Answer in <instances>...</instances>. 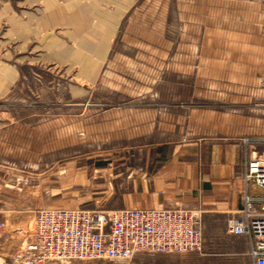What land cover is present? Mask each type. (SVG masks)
<instances>
[{
    "label": "rangeland",
    "instance_id": "rangeland-1",
    "mask_svg": "<svg viewBox=\"0 0 264 264\" xmlns=\"http://www.w3.org/2000/svg\"><path fill=\"white\" fill-rule=\"evenodd\" d=\"M53 1L0 0V264L34 237L40 208L143 205L147 170L167 159L204 165L220 149L245 172L264 158V0H134L94 78L88 55L67 53L81 51L74 24L40 23L69 2ZM197 208L201 250L125 264L253 259L228 213Z\"/></svg>",
    "mask_w": 264,
    "mask_h": 264
},
{
    "label": "built area",
    "instance_id": "built-area-1",
    "mask_svg": "<svg viewBox=\"0 0 264 264\" xmlns=\"http://www.w3.org/2000/svg\"><path fill=\"white\" fill-rule=\"evenodd\" d=\"M242 207L227 232L250 241L254 264H264V158L251 157L244 172ZM255 185L263 191H252ZM34 237L7 264L108 260L125 264L142 252L186 253L203 247L202 211L185 205L100 209L88 206L37 210ZM5 226L0 221V230Z\"/></svg>",
    "mask_w": 264,
    "mask_h": 264
},
{
    "label": "crops",
    "instance_id": "crops-1",
    "mask_svg": "<svg viewBox=\"0 0 264 264\" xmlns=\"http://www.w3.org/2000/svg\"><path fill=\"white\" fill-rule=\"evenodd\" d=\"M48 1L52 6L54 1ZM134 4V0H69L64 6H57L44 15L40 23L48 24L64 21L72 23L79 35L80 47L84 43L89 47L85 52L89 57V67L82 69L98 72L99 64L112 48V40L116 35L115 27L123 22V19ZM50 8V7H49ZM82 25L77 27L76 25ZM91 25H95V28ZM97 25H107L110 29L106 32L97 31ZM83 42V43H82ZM82 50V47H81ZM77 51V50H73ZM75 62L81 64L78 60ZM83 65V64H82ZM163 144L148 147L144 151L160 152L166 150ZM170 150V149H169ZM220 149L213 151L211 160L203 165L196 161H172L167 159L152 165L148 171L146 188L143 193L147 203L136 207H171L179 205L178 202L197 208L202 207L205 212H225L231 217L243 204L244 168L241 166L239 156L226 152L219 154ZM146 173V171H145ZM152 187L150 188V186ZM252 191L262 194L263 191L255 185ZM10 258H4L6 263ZM234 260H241L240 257ZM49 264H113L108 260H79L75 259L68 263L50 261ZM246 264H254L253 259Z\"/></svg>",
    "mask_w": 264,
    "mask_h": 264
},
{
    "label": "bare ground",
    "instance_id": "bare-ground-1",
    "mask_svg": "<svg viewBox=\"0 0 264 264\" xmlns=\"http://www.w3.org/2000/svg\"><path fill=\"white\" fill-rule=\"evenodd\" d=\"M42 25H44V24H48L46 21L45 22H42L41 23ZM77 27H80V26H82L81 24L80 25H76ZM83 43V42H82ZM81 47H82V50L81 51H79V50H77V51H74V52H71V53H69V52H67L69 55L70 54H72L75 58H77V59H80V61H84L83 59L85 58V56L87 55L85 52H83L84 51V49H86V48H92V46L91 47H89L88 45H86V44H82L81 45ZM86 64V63H85ZM84 64V65H85ZM89 67V66H88ZM87 66H86V68L85 69H87L88 68ZM90 73V72H89Z\"/></svg>",
    "mask_w": 264,
    "mask_h": 264
}]
</instances>
